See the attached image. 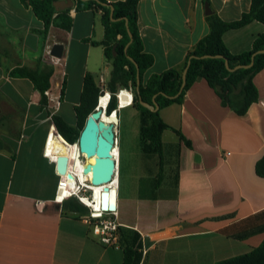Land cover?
I'll return each instance as SVG.
<instances>
[{
	"label": "crops",
	"instance_id": "crops-1",
	"mask_svg": "<svg viewBox=\"0 0 264 264\" xmlns=\"http://www.w3.org/2000/svg\"><path fill=\"white\" fill-rule=\"evenodd\" d=\"M209 4L212 14L232 22L250 11L252 0ZM69 16L71 30L52 26L45 36L31 7L0 0V98L23 114L21 137L2 139L0 149V264H124L126 245L139 243L140 264H217L258 248L264 242V179L256 174L264 155V69L253 80L259 101L243 116L224 106L203 78L181 104L160 110L171 127L162 135L161 174L159 158L142 151L140 137L134 161L117 147L118 246L102 245L74 203H61L65 190L56 201L60 178L53 155L68 156L72 171L80 164L83 172L87 164L75 150L61 152L56 141L63 137L51 115L76 126L85 76L99 86L113 71L104 47L94 44L105 38L102 12L74 6ZM138 16L144 51L154 58L145 82L171 69L184 73L190 52L210 31L204 0H142ZM263 33L264 24L254 21L223 39L239 55ZM55 46L63 47L61 58L53 56ZM16 68L53 69L47 108L31 80L10 76ZM85 177L82 182L91 183L92 173Z\"/></svg>",
	"mask_w": 264,
	"mask_h": 264
},
{
	"label": "trees",
	"instance_id": "trees-1",
	"mask_svg": "<svg viewBox=\"0 0 264 264\" xmlns=\"http://www.w3.org/2000/svg\"><path fill=\"white\" fill-rule=\"evenodd\" d=\"M26 7H31L35 15L44 23L43 34L48 35L52 26L65 30H71L73 19L69 16L70 10L57 12L54 2L58 0H21ZM142 0H125L116 3H108L106 0H75V8L78 12L97 9L102 12V22L105 28V38L102 42H94L103 46L108 61L112 62L113 71L109 81V91L112 100L107 109V119H115L111 114L118 110L116 94L121 88L135 90L134 107L140 114V144L142 151L147 155H155L159 158L160 174L164 164V146L162 135L171 127L167 125L160 110L172 104H181L186 93L195 84L197 79H205L222 100V104L232 109L239 116L245 115L250 107L259 101V92L254 84V77L264 69V54H259L254 59V64L249 69H240L234 72L227 70L225 59L229 61L232 69L239 65H249L255 53L264 49V33L259 35L252 49L239 55L232 54L224 43V34L230 30H237L248 24L258 21L264 24V0H252L251 9L244 13L239 20L226 22L217 14L207 17L209 34L197 43L194 50L188 56L189 68L186 74V84L179 94L183 84V73L171 69L159 75L151 76L144 81L145 73L154 64V58L144 51V43L138 26V7ZM209 3V0H204ZM114 8L113 17L111 7ZM114 19V20H113ZM128 29L133 35V41L128 34ZM128 50L126 52L127 46ZM212 56V58H203ZM222 56L223 58H216ZM133 60V61H132ZM1 63V59H0ZM139 67L140 84H138ZM53 69L48 71L30 70L28 68H16L10 76L13 78H26L33 82L42 94L41 106H49L48 92L51 89V77ZM239 91V92H237ZM65 87L62 90L63 99ZM101 89L91 74L84 78L83 92L79 106L75 108L77 124L70 125L61 116L51 115L52 121L60 135L71 145L79 140L81 132L85 128L88 117L96 110ZM160 109L156 112L144 107L140 98L149 104H153V98ZM103 97V96H102ZM182 142L188 147L192 144L180 131H175ZM4 147H0L3 149ZM256 174L264 179V155L256 164ZM79 203L77 208L82 213H88V208L77 199L71 202ZM70 202V201H69ZM122 233V228L120 229ZM141 243L135 246L126 245L124 249V264H140L142 254L139 252ZM217 264H264V242L252 251L236 256Z\"/></svg>",
	"mask_w": 264,
	"mask_h": 264
},
{
	"label": "water",
	"instance_id": "water-1",
	"mask_svg": "<svg viewBox=\"0 0 264 264\" xmlns=\"http://www.w3.org/2000/svg\"><path fill=\"white\" fill-rule=\"evenodd\" d=\"M75 6V0H58L54 2V7L57 12H62L66 10L73 9ZM111 7V15L113 17L114 8ZM206 11L207 15L212 14V10L210 8V4L206 3ZM114 20V19H113ZM128 34L133 41V35L128 29ZM129 45L126 48V52L128 50ZM63 53V47L55 46L53 48V56L56 58H61ZM264 54V49L255 53L252 57V61L249 65H239L236 68L232 69L230 67L229 61L225 59V65L228 71L234 72L240 69H249L254 64V59L257 55ZM203 58H212V56H204ZM216 58H223L222 56H216ZM133 61V60H132ZM138 70V84H140V73L139 67L136 64ZM189 68V63L187 68L183 73V84L180 89V93L185 88L186 84V74ZM156 96L153 98V104H149L144 102L140 98V103L144 107L150 109L151 111H158L160 109L159 104L156 101ZM119 109V107H118ZM117 111V110H116ZM104 114H107V110L101 106L100 99L98 101V105L96 110L88 117L85 128L81 132L79 140L75 143L79 146V151L81 155H86L87 157H95V162L93 164H87L83 169V175L86 176L92 173V182L91 187H104L103 193L108 195L107 205H102L101 208L105 211H116V189H112V186H109L114 177L116 176L117 171V161L114 157V150L116 145V124L115 123H106L103 121L102 117ZM118 115V114H117ZM70 159L68 156L60 155L56 160V169L59 175H66L69 169ZM70 182L74 184L80 182V179L76 176H70ZM72 184V185H74ZM113 192L115 197L113 199ZM114 201H113V200ZM113 201V202H112Z\"/></svg>",
	"mask_w": 264,
	"mask_h": 264
},
{
	"label": "rangeland",
	"instance_id": "rangeland-1",
	"mask_svg": "<svg viewBox=\"0 0 264 264\" xmlns=\"http://www.w3.org/2000/svg\"><path fill=\"white\" fill-rule=\"evenodd\" d=\"M108 86L109 83L107 84V89L109 90ZM119 88H120L119 90L127 89L121 87ZM127 90L131 91L136 97V93L134 89L129 88ZM103 98L104 96L102 97V99ZM22 120H23L22 112L15 109L12 105H10V103H8V101L4 100V98L1 97L0 98V147L6 146L5 141H3L4 139H8L10 137H16V138L21 137ZM115 131L117 138L115 147L117 146L121 148L124 158L128 159L129 162L136 160V156H137L136 152L139 151L140 149L139 147L140 115L139 112L134 107V105L127 106L126 108L118 109V122L116 124ZM83 159L84 158L82 157V160ZM91 196L92 197L89 198L90 200L93 198V191H91ZM72 203H74L76 207L77 205L81 206L77 201H73Z\"/></svg>",
	"mask_w": 264,
	"mask_h": 264
},
{
	"label": "built area",
	"instance_id": "built-area-1",
	"mask_svg": "<svg viewBox=\"0 0 264 264\" xmlns=\"http://www.w3.org/2000/svg\"><path fill=\"white\" fill-rule=\"evenodd\" d=\"M99 87H100L101 93H102V95L100 96L99 99H101V97L103 95H107L109 93L111 96L110 102H109V105H110L111 100H112V93L109 92V90L107 89V83L103 78L100 79ZM122 90L128 91L132 94L133 101H132L130 106H133L134 105V99H135L134 94L127 89H122ZM122 90H119V92ZM118 93L116 94V97L118 100V107L121 108L119 105ZM109 105H108V107H109ZM108 107L106 108V110L108 109ZM116 142H117V138H116ZM56 160L57 159L54 160L55 164H56ZM116 161H117L116 175L118 176L119 160H116ZM59 178H60V180L58 183V191H57V195H56V201L60 202V200L58 199L59 198V192L61 189L65 188L66 183H67V188H69V189L71 188L70 190H73V189H72V184L70 182V177L68 179H64L63 175H59ZM73 194L74 195H72L71 197L63 199V201H61V203L71 201L72 199L79 200L89 210L88 213H82L79 215V217L82 220H84L88 225H90L92 227L93 234L97 237L99 242L106 247L118 246L119 240H120V229L122 227L120 226V224L118 223V221L116 219L117 210L109 212V211H105L102 208H100L99 212H96L93 207H90L89 205H87L84 202V197H87V198L92 197L91 191H89L88 189H83L81 192H78V193L73 191Z\"/></svg>",
	"mask_w": 264,
	"mask_h": 264
},
{
	"label": "bare ground",
	"instance_id": "bare-ground-1",
	"mask_svg": "<svg viewBox=\"0 0 264 264\" xmlns=\"http://www.w3.org/2000/svg\"><path fill=\"white\" fill-rule=\"evenodd\" d=\"M109 95H103L104 98L102 99V97H101V99H100L101 106L104 109H106L108 107V105H109V102H110L109 98H111V96L109 97ZM118 95H119V105L120 106H130L131 105V103L133 101V97H132V94L130 92L122 90V91H120L118 93ZM105 115L106 114H104L103 117H102L103 121H105L106 123H115V124H117L116 120H114V119L113 120H108V119L105 118ZM114 115L116 116V112L112 113L111 117L114 116ZM63 139L61 137H58V139L56 141V145H60L61 146V148H62L61 152L63 154L71 156L74 153V150H75V153L79 152V155L84 158L83 161L85 162V164H88V161H90L91 159L95 158V157L89 158L86 155H81L78 145L77 146L76 145H69ZM55 149L58 150L56 147H55ZM53 157H54V159H57L56 156L53 155ZM114 157H115L116 160H118L117 146L115 147V150H114ZM95 159L93 160L92 164L95 162ZM90 164H91V162H90ZM70 167L71 166H69L68 173L66 175H64V179H68L70 176H76V177H78L80 179V182H78L76 184H74L72 182V184H74V185H72V189L73 190H70L71 188L70 189L67 188V183H66L65 188L61 189L60 192H59V197H60L61 192L64 191V190L66 191V193L63 196V198L61 199V201H63V199H65V198H68V197H71L72 195H74L73 191L78 193V192H81L83 189H88L89 191L91 190V191L94 192L93 193V198L90 200L89 198H85L84 197V202L87 205H89L90 207H93L96 212H99V209L101 208V206L102 205L106 206L107 205V201H108V195L103 193V188L104 187L97 186V187L93 188V187H91V185H90L91 183L90 182H87L88 184L85 183L84 181L82 182L83 178H84L85 181L87 180V178L85 176H83V172L81 170L82 165L78 164V170L75 167L73 169V171L71 170L72 167L71 168ZM91 182H92V179H91ZM116 184H117V175L114 177V180L112 181V183L109 186H112V189H117ZM114 186H116V187H114ZM114 197H115V194L113 192V199H114Z\"/></svg>",
	"mask_w": 264,
	"mask_h": 264
}]
</instances>
